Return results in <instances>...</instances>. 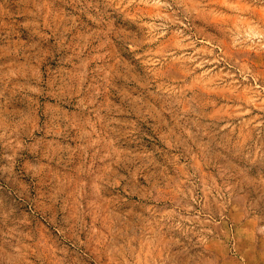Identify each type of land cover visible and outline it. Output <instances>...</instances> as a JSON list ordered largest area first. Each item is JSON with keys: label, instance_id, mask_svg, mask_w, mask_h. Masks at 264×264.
Instances as JSON below:
<instances>
[{"label": "clouds", "instance_id": "obj_1", "mask_svg": "<svg viewBox=\"0 0 264 264\" xmlns=\"http://www.w3.org/2000/svg\"><path fill=\"white\" fill-rule=\"evenodd\" d=\"M0 264H264V0H0Z\"/></svg>", "mask_w": 264, "mask_h": 264}]
</instances>
